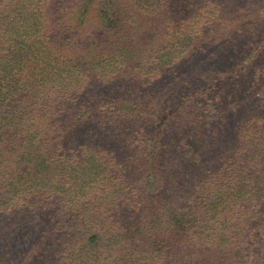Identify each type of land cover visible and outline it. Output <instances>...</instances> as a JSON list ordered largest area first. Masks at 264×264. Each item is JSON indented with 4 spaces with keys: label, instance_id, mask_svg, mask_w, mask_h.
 Instances as JSON below:
<instances>
[{
    "label": "trees",
    "instance_id": "obj_1",
    "mask_svg": "<svg viewBox=\"0 0 264 264\" xmlns=\"http://www.w3.org/2000/svg\"><path fill=\"white\" fill-rule=\"evenodd\" d=\"M1 222L0 264H264V0H0Z\"/></svg>",
    "mask_w": 264,
    "mask_h": 264
},
{
    "label": "rangeland",
    "instance_id": "obj_2",
    "mask_svg": "<svg viewBox=\"0 0 264 264\" xmlns=\"http://www.w3.org/2000/svg\"><path fill=\"white\" fill-rule=\"evenodd\" d=\"M220 35L217 37V40H214L211 36H208L204 39L203 46L205 50L202 52H196L191 50L186 56H184L177 67L171 72L173 73L174 78L176 79V83L174 84L176 87L185 85V81L188 82L186 87L194 88L195 86H199L201 82L202 74H208L213 70L214 64L223 61L226 56L229 60L234 63L239 55L243 56V54H236L233 46L237 44V42H242L246 40L244 36V32L240 31L238 28H231L225 31H219ZM227 48V50H226ZM230 48V49H229ZM229 51V52H228ZM228 52V53H227ZM233 55V56H232ZM233 57V58H232ZM248 76L243 78V83L246 85L249 82ZM174 82V81H173ZM193 82V83H190ZM182 94H186L184 91ZM203 107V103L199 106ZM210 108V107H208ZM28 214L27 217L17 216L16 220L11 223H5L4 226L8 225L10 228L16 230L23 229L26 227V232L28 231V225L31 222L36 225V231L39 229L40 224L42 222L41 218L36 217V212H26L22 213ZM29 222V223H28ZM3 222L0 223L2 225ZM30 223V224H31ZM11 229V230H12ZM8 232V231H7ZM264 240L259 241V246L263 244Z\"/></svg>",
    "mask_w": 264,
    "mask_h": 264
}]
</instances>
